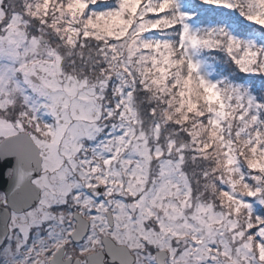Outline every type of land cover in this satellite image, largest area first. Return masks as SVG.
<instances>
[{
	"label": "snow or ice",
	"instance_id": "6c2138e0",
	"mask_svg": "<svg viewBox=\"0 0 264 264\" xmlns=\"http://www.w3.org/2000/svg\"><path fill=\"white\" fill-rule=\"evenodd\" d=\"M0 264H264V0H0Z\"/></svg>",
	"mask_w": 264,
	"mask_h": 264
}]
</instances>
